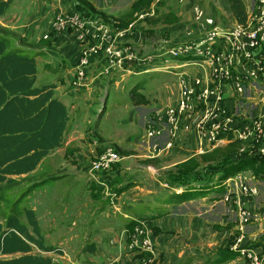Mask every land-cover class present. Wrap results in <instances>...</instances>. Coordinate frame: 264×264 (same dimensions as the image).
I'll list each match as a JSON object with an SVG mask.
<instances>
[{"label": "crops", "instance_id": "0c3cea01", "mask_svg": "<svg viewBox=\"0 0 264 264\" xmlns=\"http://www.w3.org/2000/svg\"><path fill=\"white\" fill-rule=\"evenodd\" d=\"M169 1L171 2V0ZM118 2L119 0H100L98 4V0H11L7 13L0 17V24L3 28L14 31L22 41L34 45L30 49L39 52V55L36 57L37 70L59 72V77L53 83L55 85L54 96L67 107L69 116L67 130L63 136L61 145L43 157L37 168L44 161L54 162L55 160L59 161L62 159V162H59L56 168L63 170V173H68L69 176L77 177L76 175L78 174L79 178L76 181L79 182L80 179L83 182L80 187L85 189L88 187L90 191V199L84 203V209L86 210L90 200V203L95 207L94 216H96L93 229L88 231L90 236L87 242L83 241L79 249L75 250L79 253V258L70 262L71 264H205L206 261H209L208 264H247L238 255L234 258L227 257L220 260L226 252L228 238L231 232H233V228L229 227V223H225L227 217H233L232 212H230L228 206L221 202L213 201L210 203L211 209L215 207V204H220L221 206V212L216 213L218 217L217 221H215L216 219L204 221L202 217L196 214V217L199 218L194 217L189 219L186 217L187 215L189 216V213L185 216L184 220L179 217L175 218L172 212L166 213L162 217L149 212L141 216H135L133 213L136 208L148 207L147 200L152 199L154 204L157 203V206L154 207H161L163 203L154 195H159V192H154L150 188H142L141 185L144 186V181L132 179V172H136L141 176L150 171L166 170L165 176H167L166 174L176 170L178 164L188 159L186 157L180 159V156L189 154L187 153L189 151H193L195 154L196 150L192 147L194 145L196 146L193 131L196 114L184 118L181 121V126L185 133L183 135L182 129L177 132L175 143L169 150H164L158 155L152 156L144 150L145 145L150 142L148 139L143 143L135 144V141H132L130 136L122 129L114 126H111L110 129L106 126H99L98 128L96 126L95 129H92L91 127L88 128V115H85V118L81 119L82 112L80 110L81 108H86L87 105L84 104L85 107L79 105L83 102L80 95L82 91L84 92V89H89L90 87H71L70 78L73 69L77 65L83 43L78 41L71 32L55 33L52 31L51 24L53 15L57 10L78 12L86 16H94L101 22L109 25L112 29L124 28L120 27L119 23L129 21L130 12L126 14L125 19L120 16L121 14H117L122 11H128L134 1L121 8L116 6ZM159 2L157 0L150 2L148 8L149 10L152 8L153 13L149 16H153L155 8L156 10L158 9L156 15L159 12L164 13V8L168 6V3H163L160 10V6H158ZM79 3L81 4V8L78 7ZM86 4H90L93 10L89 6H86ZM141 9L142 7L140 6L138 12ZM168 13L170 12L168 11ZM136 15L137 11L132 14L134 17L133 20L137 22H134L133 29L121 38L122 43L134 44L139 41V31L140 29L141 31L143 30V22L140 23V19H136ZM146 21L150 23L152 19L148 18ZM234 22L235 19L233 18L230 24ZM23 47L26 48V46ZM152 53H144V55ZM191 61H187L186 59L180 62L175 61V65H183L173 70V74L183 72V74L193 76L201 73L206 78L208 73L205 71V68L196 66ZM159 63L158 60L154 61L155 66L160 65ZM132 68L133 65L126 64L122 69L113 67L108 72H105L106 66L101 60V56L92 59L88 69V75L93 76L94 80L98 78L99 81L96 80L95 85L97 87H91L89 91L93 98L91 97V99L87 100L88 107L86 110L89 111L90 106H93L97 102H103L104 108L101 109V112L104 113L106 107L104 103L107 101L111 87H104L105 85L103 83L108 84L114 78L121 80L123 75L125 76L127 74L129 76L133 74L136 71L132 72ZM119 71H123L124 73L118 74L117 72ZM153 71L157 70L154 69ZM65 82L68 84V87L64 86ZM132 88L128 93L129 105L133 107L135 115L138 114L139 122H142L143 118H147L152 113L153 110H146L148 113L144 116L140 113L145 106L149 105L151 100L157 104L158 108H164L173 105L177 99V83L173 91L168 88L165 91V95L159 91L158 94L156 93V98L149 100L143 97L144 93L142 91H140L141 93L138 92L139 87H136L135 94L131 92ZM242 92V89H236L231 85H226L221 89L220 99L223 100L224 106L233 109L235 106L234 102L240 98ZM133 97H136V99L131 101ZM142 103L145 104L141 105ZM260 104L258 113L264 112V104ZM107 147L113 148L119 154L120 160L106 174L99 175L97 182L92 180L88 181V169L91 161ZM82 176L85 179H82ZM122 176H125L126 179L123 180ZM130 176L132 178L128 180ZM57 177L52 176L49 178L56 179ZM164 180L166 179L164 178ZM153 183L160 186V190L167 192V194L170 192L176 195L182 194L184 187L186 188V185L174 184L169 181L166 183L151 181V184ZM105 187H116V190L113 192H108V188L106 191L101 190L103 195L99 196L100 188ZM124 188L127 190H124ZM129 189L133 192L138 190L146 199L144 197L141 199L138 198V200H135L133 197L130 198L129 195H126V191H129ZM122 193H125V195ZM71 201L73 200L71 199ZM71 201L69 202L71 203ZM138 203H141V205H138ZM184 203L186 202L167 203L166 208H175V206L177 207ZM120 208L124 211L120 212ZM116 218L123 219L122 226H115L114 222ZM130 221H134L135 224L137 221H142L145 235H147L155 251L153 254V262H149L146 259L141 261L136 252L130 255L127 254L129 251L127 240L128 235L131 233V229L128 227L131 223ZM206 225H209L210 228L206 236L209 237V240L203 243V238H201L203 231L199 227H205ZM185 240H191L193 245L190 246L188 243L183 244L182 242H185ZM58 255H55V258L50 257L53 261L64 264L62 260L56 259L60 258ZM69 260L66 259V261Z\"/></svg>", "mask_w": 264, "mask_h": 264}, {"label": "built area", "instance_id": "2783aa9c", "mask_svg": "<svg viewBox=\"0 0 264 264\" xmlns=\"http://www.w3.org/2000/svg\"><path fill=\"white\" fill-rule=\"evenodd\" d=\"M152 13L151 8L137 16L143 19ZM246 13L244 23L235 21L222 30L203 25L188 39L148 55H141L134 44L121 42V38L133 29L134 22L112 29L94 16L57 10L51 27L55 33L71 32L83 43L70 78L71 87H88L94 81L88 69L97 56H101L105 72L113 67L122 69L126 64H141L146 67L143 71L160 68L166 71L183 65H171V59L194 60L191 62L196 66L205 68L206 78L201 73L193 76L176 73L175 103L156 108L146 118L144 129L150 142L144 150L151 156L169 150L181 130V121L196 114L193 123L195 153L202 154L231 138L248 142L253 147L252 153L264 159V112L258 113L260 103L264 104V0H252ZM157 60L160 65L155 66ZM226 85L243 90L233 109L224 106L220 99L221 89ZM119 160L113 148H104L90 163L89 179L97 182L99 175L106 174ZM263 181L264 178L255 176L251 169L240 170L220 180L223 189L214 195L232 212L233 217H227L225 222L233 228L229 249L238 252L247 264H264ZM131 236L129 249L134 248L135 240L140 237L144 251L152 250L144 229L137 227Z\"/></svg>", "mask_w": 264, "mask_h": 264}, {"label": "rangeland", "instance_id": "374dc122", "mask_svg": "<svg viewBox=\"0 0 264 264\" xmlns=\"http://www.w3.org/2000/svg\"><path fill=\"white\" fill-rule=\"evenodd\" d=\"M133 1L135 0H119L116 6H119V8H121L127 6ZM157 1L159 2L160 0ZM243 2L245 3L247 11V6L252 2V0H243ZM99 3L100 0H98V4ZM163 3H168V6L164 5L165 8L163 14L159 12V14L156 15L157 13L154 12L153 16H148L145 17V19L143 18L139 20L140 23L143 22L142 29L144 30L141 31L140 29L139 41L137 43H134V45L136 46V50L140 51L141 55L149 52H158L160 48L166 49L168 48V46L173 45L175 42L186 40L191 37L194 32L199 31L200 28L203 27V25L222 30L224 28H227L230 25V21L233 20L231 14H229L223 9L221 5V0H171V2L169 0H161L158 4V6H160V10L162 8ZM138 9L136 10L137 15L142 11H149L148 7L143 6L140 12H138ZM129 10L125 12H119L117 15L121 14L120 16L122 18L124 17L125 19L126 14L129 13ZM168 11L170 13H168ZM167 13L175 18L167 22L164 21L163 18L165 17V15H167ZM137 15L136 19H138ZM148 18L152 19L150 23H147L146 21ZM133 19L134 17L131 16L128 22H137ZM2 28L3 27L0 24V32L4 33ZM14 38L16 39V45L18 46H26V48L29 49L31 47H34L33 44L22 41L16 33ZM180 61L181 60H178V62ZM174 62L175 61L171 59V65H174ZM173 70L175 69L169 68L168 70L163 71L160 68L157 71L150 70L149 72H139L136 70V72L129 76H127V74L125 76L123 75V77H121V80H119V78H114L113 81L108 84L103 83L105 85L104 87H111L109 96L107 97V101L106 103H104V105H106L104 113L101 112V109L104 108L103 102H97L93 106H90L89 111L86 110L88 107L87 100L91 99L92 97V94H90L89 91L91 90V87H97L95 83L96 80L99 81L98 78H96L93 82L89 84L88 87L90 88L84 89V92L82 91V94L80 95L81 99H83V102L79 105H82V107H85V105H87L86 108H81L80 110L82 112L81 119L85 118V115H88V128L91 127L92 129H95L96 126L97 128L99 126H106L110 129L111 126H114L118 129L124 130L127 135L130 136L131 140L135 141V144L145 142L147 140L146 132L144 129V121L146 120V117L145 119L143 118L142 122L138 121V114L135 115L133 107L129 105V90L133 86H138V92L142 91L144 93L143 97H146L148 100L156 98L159 91L163 95H165L166 89L170 88L173 91L174 86L176 87L177 77L175 74H173ZM117 73L123 74L124 72L119 71ZM58 77L59 72L47 70L44 71L39 69L36 74L35 85L40 86L46 84H53ZM64 86L68 87V84L65 82ZM130 94L129 96H131ZM135 99L136 97H133L131 101H134ZM144 104L145 103H142L141 105ZM156 108H158L157 104L151 100L149 105L144 107L145 110H141L140 113L144 116L147 115V111H154ZM181 129L184 135L185 131L183 127H181ZM247 143L248 142H244L243 140L228 138L222 143H218L214 147L211 146V148L207 149L202 154H194L193 151H189L187 153L191 155L184 154L180 156V159L185 157L199 158L197 160V162H199L200 164L198 171H203L202 174L205 173L206 175H208L205 172L206 165L212 166L213 164L218 163L220 160L227 159L225 157L227 153H233L235 155H241L246 157H254L252 153L253 147L251 144ZM192 148H195V145ZM202 159H204L205 161H203ZM59 162H62V159H60L59 161L55 160L54 162L44 161L36 170L31 172L30 174L22 176H12L14 177L13 182L1 183L0 221L4 222V218L10 212L12 202H14V200L20 196V193L22 191H25L26 193L27 189L31 185H33L35 182L41 183L42 181V184H36L32 189H30L26 193V195L19 198V202L15 203V208L13 210L24 222H26L24 209H32L35 212L46 245L52 246L54 248L50 252H45L34 247L33 252L40 253L45 256H52L54 258L55 255L59 254L58 256L60 258L56 259L62 260L64 264H71L70 261H74L79 258V253L75 250L79 249L83 241L87 242V239L90 236L88 234V231L93 229L96 220V216H94L95 207L92 203H90L89 200L88 206L86 207V212V210L84 209V203H86L88 199H90L89 188L86 187L85 189L80 187L82 186L81 184H83V182L80 179L79 182L76 181V179L79 178L78 174L76 175L77 177H73L69 176L68 173H63V170H58L56 166ZM247 168L248 165L243 166V169ZM165 171L166 170L150 171L141 176H139L136 172H132L131 176H133V178L130 176L128 180L132 178L135 180L144 181V186L141 185V187L148 189L150 188L154 192H159V195H154L159 198L161 203H163L161 207H154L157 206V203L154 204L152 202V199L147 200L149 206H146V208H136L133 211L135 216H141L149 212L152 214H158V216L162 217L166 215V213L172 212L175 218L179 217L180 219L184 220L185 216L189 213V216H186L189 219H192L194 217L199 218L196 217V215H199L204 219V221L208 219H216L215 221H217L218 217L216 213L221 212V206L220 204H215V207L211 209L210 203L218 200V198L214 195L223 189L220 184L206 188L204 192H201L200 189L204 187L202 183L208 184L207 181H205V179H201L200 181L194 180L192 182L190 181L189 185H187L186 188L184 187V193L176 195L170 192L169 194H167V192L160 190V186H157V184H151V181H161V183H166L167 180H164V178L167 179V177L165 176ZM230 171L231 173H234L235 169L231 168ZM219 175L220 172L214 173L208 180L210 181L209 184H216L219 181ZM52 176L58 177L56 179H50L49 177ZM83 178L84 176H82V179ZM122 179L125 180V176H122ZM88 181L91 180L89 179ZM261 186L264 192V181L261 183ZM105 188H100L99 196L103 195V193H101V190L106 191L108 187ZM126 188H124V190H127ZM115 190L116 187L108 188V192H113ZM122 194L125 195V193ZM126 195H129L130 198L133 197L135 200L144 197L139 193L138 190H136V192H133L130 189L129 191H126ZM71 199L73 201H71ZM144 199H146V197H144ZM69 201H71V203ZM174 202L186 203L177 207L175 206V208H166L167 203ZM138 205H141V203H138ZM123 211L124 210L120 208V212ZM110 212L112 213V211ZM86 213L88 215H82ZM122 222L123 219L116 218L114 224L115 226L120 227L122 226ZM137 227L144 229L142 221H137L131 229V233L128 235V244L131 238L133 237L131 235H133ZM199 229L203 231L201 238H203V243H205L206 240H209V237H206L208 230H210L209 225H206L205 227H199ZM145 237L148 239L147 235ZM229 238H233L232 232ZM140 242L141 238L138 237L135 240L136 244L134 248H128L129 251L127 252V254L130 255L131 253L136 252L138 253V258L141 261L146 259L149 262H153V254L155 251L152 245L151 251H144V249L140 246ZM182 243H188L190 246L193 245V243H191V240H185V242L183 241ZM232 252H234L235 255H232ZM220 254H222V252H220ZM237 255L240 256L238 252L226 251L220 260L225 259L227 257L234 258ZM66 259L70 260L66 261ZM209 260L211 259L209 258ZM208 262L209 261H206L205 264H208Z\"/></svg>", "mask_w": 264, "mask_h": 264}, {"label": "trees", "instance_id": "16d2710c", "mask_svg": "<svg viewBox=\"0 0 264 264\" xmlns=\"http://www.w3.org/2000/svg\"><path fill=\"white\" fill-rule=\"evenodd\" d=\"M151 1L135 0L130 7V18L140 6L149 7ZM10 3L11 0H0V17L7 13ZM221 5L235 21L245 22L247 13L243 0H221ZM86 6L93 10L90 4ZM78 7L81 8L80 3ZM154 12L157 13L158 9L155 8ZM174 18L168 14L163 20L167 22ZM128 23L123 21L119 26L127 27ZM2 30L4 33L0 32V184L13 182L12 176L28 175L36 170L42 158L61 145L69 119L67 107L54 96L55 85H35L38 71L36 57L39 52L16 45L15 32L7 28ZM133 68L143 71L146 67L140 64L134 65ZM133 87L131 92L135 94L138 86ZM253 156L227 153L225 156L227 159L220 160L215 163L216 165H206L205 172L208 175L198 171V159L191 157L178 164L176 170L166 176V180L187 187L190 181L205 179L208 184L202 183L204 187L200 189L204 192L206 188L220 184V180L244 170L245 165H248L247 169H251L255 176L262 179L264 159L256 154ZM231 168L235 169L234 173H231ZM218 172L219 181L216 184H209V178ZM36 184H42V181L35 182L26 193ZM26 193L25 191L20 193L12 202L4 222L0 221V264H60L53 261L50 256L33 252L34 247L45 252H50L54 248L46 245L32 209H24L26 222L13 210L15 203H18L19 198ZM130 222L128 227L132 229L135 222ZM230 243L231 238L225 251L231 252ZM232 255L235 253L232 252Z\"/></svg>", "mask_w": 264, "mask_h": 264}]
</instances>
